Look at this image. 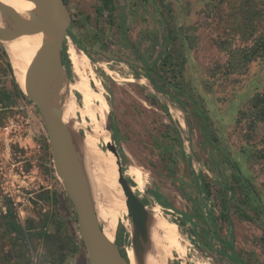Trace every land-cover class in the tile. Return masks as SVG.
Listing matches in <instances>:
<instances>
[{
    "label": "rangeland",
    "instance_id": "374dc122",
    "mask_svg": "<svg viewBox=\"0 0 264 264\" xmlns=\"http://www.w3.org/2000/svg\"><path fill=\"white\" fill-rule=\"evenodd\" d=\"M65 2L72 31L85 33L93 58L82 51L94 72L90 78L100 81V89L91 82L92 89L109 103L110 144L122 154L114 155L113 165L121 163L148 214L155 208L165 223L161 230L155 222L160 264H234L219 253L216 228L234 241L242 259L264 264V122L251 108L252 99L264 94V56L248 64L242 56L264 34V0H113L112 14L98 13L103 0ZM122 19L137 54L122 38ZM166 25L173 30L175 62L168 75L180 86L161 93L148 79L154 71L146 63L158 58ZM65 67L67 83L77 84L72 66ZM14 77L19 85L0 42V92L9 95L0 100V264H90L75 208L56 174L44 119L16 95ZM73 101L82 106V94L74 91ZM95 108L94 118L79 113L87 124L79 132L91 130L101 149L113 154L105 143V113L97 102ZM231 165L255 187L248 202L232 180ZM227 182L237 190L230 199L232 226L222 218ZM116 229L114 241L128 259L135 250L129 212L121 209ZM170 235L172 248L164 240ZM139 241L146 258L141 255L140 264H146L151 258L144 233Z\"/></svg>",
    "mask_w": 264,
    "mask_h": 264
},
{
    "label": "water",
    "instance_id": "95a60500",
    "mask_svg": "<svg viewBox=\"0 0 264 264\" xmlns=\"http://www.w3.org/2000/svg\"><path fill=\"white\" fill-rule=\"evenodd\" d=\"M41 24L28 31L20 14L0 3V10L14 16L19 29H0V42L15 40L25 35L46 34L49 40L38 51L26 72V99L41 113L47 130L56 174L62 180L67 196L76 214L78 229L87 249L90 264H131L115 241L105 235L96 214L86 176L82 169L74 136L63 120L62 90L68 80L63 61V48L70 38L73 16L65 0H30ZM110 131V128L107 129ZM108 149L119 158L116 146ZM119 184L127 198L129 216L135 227V250H138L136 234L145 229L148 211L128 183L119 162Z\"/></svg>",
    "mask_w": 264,
    "mask_h": 264
},
{
    "label": "bare ground",
    "instance_id": "6f19581e",
    "mask_svg": "<svg viewBox=\"0 0 264 264\" xmlns=\"http://www.w3.org/2000/svg\"><path fill=\"white\" fill-rule=\"evenodd\" d=\"M0 3L20 14L24 20V26L28 31L35 30L41 24L34 5L30 0H0ZM0 29L17 31L19 23L14 16L0 10ZM47 36L46 34L25 35L15 40L2 42L10 54L14 71L20 80L19 85L22 89H25L27 69L34 61L38 51L48 41ZM68 54L74 76L78 82L77 84H68L66 82L63 87L61 93L63 120L73 133L79 160L87 179L100 224L107 238L114 241L118 232L116 228L120 222L121 209L125 213L128 212L126 205L127 198L119 184V168L113 165L114 154L107 155L101 149V145L95 141L96 136H94L91 130L88 131V134L86 132L83 134L79 132L80 129L87 128V124L84 121H79V113L89 115L92 118L96 117L95 102H97L105 113V143L107 145L110 144L111 133L106 128L109 103L101 96V93H97L92 89L91 82L94 83L97 89H100V81L95 77L90 78V76L94 75V72H90L89 59L74 43H71V40L70 46H68ZM74 91L82 94V106L79 104L77 106L74 103ZM116 183L119 184L120 191L115 185ZM155 222L159 223L161 230L165 229L163 219L157 215L156 209L152 208L147 217L143 232L150 251L148 255L151 258L147 260L146 264L161 263V247L157 234V231L160 229L157 230ZM140 234H136L138 238V250H130L128 254V260L131 264H140L141 255L145 258V251L139 241ZM164 240L171 248L174 247L175 242L171 235L166 236Z\"/></svg>",
    "mask_w": 264,
    "mask_h": 264
},
{
    "label": "trees",
    "instance_id": "16d2710c",
    "mask_svg": "<svg viewBox=\"0 0 264 264\" xmlns=\"http://www.w3.org/2000/svg\"><path fill=\"white\" fill-rule=\"evenodd\" d=\"M110 10L111 14L113 11H115V7L113 6V0H103V10H99L98 13L102 14L104 10ZM76 28V27H74ZM119 30L121 32L122 38L125 40L127 46H129L131 49L134 50V54H137L136 48L130 43L127 33L124 30V20H121L120 23V27ZM173 30L171 29V27L169 25H166L165 27V32L164 35L161 37L160 39V52H159V56L158 58L151 64L146 63V67L149 69L153 68L154 71V76L152 75H148V79L150 80V82L152 83V85L154 86V88L161 92V93H167L165 91V87L166 86H177L179 87L180 84L179 83H173L171 80L172 77H170L168 74H170L171 72V67L175 65V62L172 60L174 58V55L171 51V42L173 40ZM70 38L72 39L73 43L81 50L83 51L90 60L93 61V58L91 56V53L89 52V50L86 47V36L85 33L81 30L79 31L78 34H76L73 31L70 32ZM66 44L64 45L63 48V61L65 66L68 67V69L70 70V67L72 66L71 64V60L68 56L67 50H66ZM242 56H243V62L248 64L252 61H254L257 58H260L262 56H264V34H262L261 36H259L257 39H255L254 45L250 46V47H246L244 48V50L242 51ZM4 54H6V52L4 51ZM7 55V54H6ZM8 68L10 70V72L13 74V70L11 67L10 62L8 61ZM14 76V74H13ZM174 79H177L176 76L173 77ZM14 90L17 96L21 97L22 99L28 101L22 91V89L20 88V86L18 85V83L16 82V78L14 77ZM8 93L4 90L0 92V100H4L8 97ZM29 103H31L30 101H28ZM251 108L255 114V119L260 121V122H264V94H258L256 95V97L254 99H252L251 101ZM112 136L115 139V141L118 142L117 140V136L116 133L114 131H112ZM210 140H213L212 138ZM119 156L122 158V154ZM232 169H233V174H232V180L235 182V184H237L240 188H244L243 190V196L246 200V202L250 201L252 199V194H255V187L252 184V182L248 179H245L242 175V171L241 169L237 166V165H231ZM123 172L125 171V169L122 167ZM131 185H133L132 182H129ZM237 193L236 187L234 185H231V183H226V188L223 189L222 194L223 196V200L225 201V206L223 208V212H222V218L224 219V221L226 223H228L230 226H232V221L230 218V199ZM211 193L208 192V196L207 198H210ZM230 196V197H229ZM144 205H146L143 202ZM245 218L247 220H251V217H249V215H244ZM11 225V224H9ZM13 227H16V224L11 225V229H13ZM180 227V225H179ZM17 229L19 232H21V228L17 226ZM218 229H215V241L217 243H219L220 245V250L219 253L222 256H226L228 258H230L234 264H249L248 262H246L244 259H242L234 246V241H228L227 239H223L221 237V235L218 233ZM120 235V234H119ZM118 235V237H120ZM233 236V234H232ZM83 243V242H82ZM123 253V252H122ZM124 255V254H123ZM125 256V255H124ZM126 257V256H125ZM127 258V257H126Z\"/></svg>",
    "mask_w": 264,
    "mask_h": 264
}]
</instances>
